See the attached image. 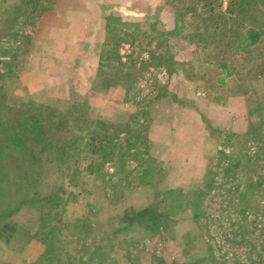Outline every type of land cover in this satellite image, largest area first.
Listing matches in <instances>:
<instances>
[{
    "label": "rangeland",
    "instance_id": "rangeland-1",
    "mask_svg": "<svg viewBox=\"0 0 264 264\" xmlns=\"http://www.w3.org/2000/svg\"><path fill=\"white\" fill-rule=\"evenodd\" d=\"M22 1L0 0V10ZM226 6L227 0H222L220 10ZM257 6L264 12V3L257 1ZM174 16L169 0H35L10 33L0 38V102L13 109L28 103L30 108L32 103L36 107L44 104L62 112L69 109L70 101H81L94 120L124 122L136 112L137 125L148 126L149 152L163 169V176L156 177L153 185L121 189L125 198L113 203L104 192L111 196L109 185L123 175H111L109 164L104 168L105 190L92 187L101 185L95 178L85 180L88 192L84 197L78 189L68 188L77 197L67 203L62 217L79 218L91 207L94 215H86L90 218L83 223L90 231L76 235L85 225L66 228L61 250L65 256L78 257L100 248L107 257L105 264H264L263 159H259L257 170L245 172L240 168L231 178L222 179L220 169H216L215 187L204 190L197 206L172 207L171 200L164 197L172 189L203 190L205 173L214 170L217 151H227L221 145L227 134H245L252 120L264 134L263 60L254 68V63L245 62L243 56H230L235 69L242 67L243 74L248 69L251 75L245 80L243 74L233 76L226 79L225 86H218L216 74L222 72L213 61L214 53L207 52L204 57L181 36L164 34L173 28ZM108 17L130 23L127 31L132 35L119 44L111 43L112 35L106 31ZM260 27L264 29V24ZM90 29L94 30L93 38ZM160 39L166 43L163 48H157ZM108 40L110 46H116L122 62L132 63L134 69L130 77L107 87L96 83L102 73L86 55L98 53L100 59ZM166 49L177 61L170 73L163 65L155 64L153 57L154 52L160 54ZM253 52L264 56V36ZM207 59L212 61L210 65L201 63ZM110 71L106 67L104 75ZM127 79L133 83L125 85ZM205 93L210 98L214 94L226 98L240 95L241 106L230 105L227 112L210 109L206 116L210 99ZM161 99L167 100L166 104L158 101ZM199 111L205 116L200 117ZM241 164L246 168V163ZM129 165L135 176L141 167L137 162ZM248 177L254 186L239 206L234 189L247 191ZM118 183L124 184L120 180ZM129 183L131 187L134 181L130 179ZM241 209L245 210L242 215ZM195 216H199L198 224L193 220ZM36 222L35 210L22 209L0 223V264L39 261L43 236L29 238V233L37 232ZM122 225L129 226L119 231ZM28 240L31 246L26 245ZM47 261L53 263L56 257Z\"/></svg>",
    "mask_w": 264,
    "mask_h": 264
},
{
    "label": "trees",
    "instance_id": "trees-1",
    "mask_svg": "<svg viewBox=\"0 0 264 264\" xmlns=\"http://www.w3.org/2000/svg\"><path fill=\"white\" fill-rule=\"evenodd\" d=\"M169 1L175 10L174 26L171 30L164 31V34L181 36L200 50L204 57L207 52L214 53L213 61L222 72L216 74L218 86H225L227 78L243 74L242 67L235 69L230 63V56H243L245 62L254 63V68L257 67V62L263 60L264 63V56L258 57L253 52L264 36V29L260 27L264 24V12L257 6V1L264 3V0H227V6L222 11V0ZM32 2L35 0H24L12 6L4 5L0 10V38L10 33ZM261 18L263 21H259ZM129 27L130 23L108 17L106 31L108 35H112L111 43L119 44L132 35L127 31ZM108 42L109 40L103 44L98 62V71L103 76L98 75L96 79L99 86L107 87L119 83L121 78L125 80V77H130L134 69L132 63L122 62L116 46H110ZM165 46L164 39L158 40L157 48ZM252 52L254 54L250 57ZM153 57L155 64L163 65L168 73L176 67L177 61L167 49L160 54L154 52ZM209 60L201 63L210 65L212 61ZM106 67L113 70L108 76L104 75ZM184 72L187 75V71ZM244 72L241 78L245 80L251 72L248 69ZM191 78L190 75L189 79ZM131 81L127 79L125 85H129ZM28 104L29 106L13 109L0 102V223L22 209L35 210L37 234L29 233V238L39 234L43 236L44 249L39 261L37 260L39 264L41 261L43 264H105L107 257L100 248L86 251V254L78 257L71 254L65 256L64 250L61 251L64 249L63 240L67 237L66 228L81 227L90 218H86V215H94L91 207L86 210L87 214L79 218L68 220L62 217L67 203L77 197L68 188L78 189V194L84 197V193L88 192L85 180L95 178L101 185L92 187L105 190L103 178L107 174L104 170L106 164L112 167L111 175H123L109 185L111 196L104 192L112 203L125 198L124 190L129 191L137 185H153L154 179L158 176L161 178L164 172L150 155L148 126L137 125L136 112L130 114L129 119L124 122L94 120L88 116V110L83 109L81 101H70L69 109L62 112L44 104L36 107L32 103L31 108L30 103ZM207 124L210 127L208 122ZM258 127L260 126L252 120L245 134L229 133L224 136L221 145L227 147V151H217L215 168L205 173L203 190L172 189L166 191L165 199L171 200L172 207L197 206L202 202L204 190L210 191L215 187L214 176L218 174L216 169H220L224 179L231 178L240 168L245 172L260 168L257 163L259 159L264 161V134ZM130 162H137L138 167H141L135 176H132L134 170L129 168ZM242 162L246 163V168L242 167ZM130 179L134 181L131 187L127 186ZM118 180L126 185L117 184ZM252 183L248 177L245 183L247 191L238 192V189H234L238 193L236 204L239 206L242 204V197L251 193L249 188ZM244 211L241 209L239 212L242 215ZM193 220L198 224L199 216L193 217ZM87 226L76 231V235L90 231ZM128 226H120L119 231L126 230ZM29 242L28 240L27 246H31ZM52 256L56 257V261L48 262ZM37 262L32 264H38Z\"/></svg>",
    "mask_w": 264,
    "mask_h": 264
},
{
    "label": "crops",
    "instance_id": "crops-1",
    "mask_svg": "<svg viewBox=\"0 0 264 264\" xmlns=\"http://www.w3.org/2000/svg\"><path fill=\"white\" fill-rule=\"evenodd\" d=\"M12 1H14L15 2V0H12ZM82 2H86V0H81ZM86 30H88L87 28H85ZM91 30V33L93 32V34H91V37L93 38V35H95V33H94V30L93 29H90ZM88 32V31H87ZM89 33V32H88ZM101 34V33H100ZM98 35H99V31H98ZM100 46H102V45H100ZM99 49H101V48H99ZM89 49H87V51H88ZM87 53V52H86ZM98 55H100V54H98L97 53V55L95 54V55H91L90 53L88 54V55H86V59L87 60H90V63L91 64H94L95 65V63L96 64H98V62H99V59H98ZM92 60V61H91ZM205 96H208V94L207 93H205L204 94ZM210 95V94H209ZM214 96H216L215 94L213 95V97L212 98H210V96H208L209 97V99H210V101L209 100H207V106H206V112H205V115L206 116H208V112H210V109H225L224 111L225 112H227V110L226 109H230V105H233V104H239L240 106H241V96L240 95H233V96H230V95H228L227 96V98L226 97H214ZM224 98V99H223ZM226 100V101H225ZM160 103H163V104H166V103H164V102H167V100H158ZM224 102H225V106H223V104H224ZM160 106V105H159ZM179 107V106H178ZM172 108L173 109H177V107L175 106V105H172ZM179 108H181V107H179ZM181 109H199V108H195L194 106L192 107H183V108H181ZM242 109V108H241ZM243 109L245 110L244 111V113L246 112V105H245V103H243ZM200 113H199V115H200V117H202L203 115H204V113L202 112V111H199ZM204 115V116H205ZM211 123H213V124H218V123H216L217 121H214V122H212V121H210Z\"/></svg>",
    "mask_w": 264,
    "mask_h": 264
}]
</instances>
